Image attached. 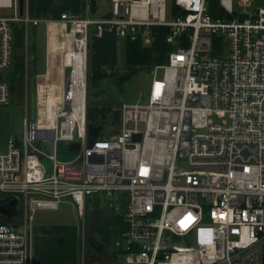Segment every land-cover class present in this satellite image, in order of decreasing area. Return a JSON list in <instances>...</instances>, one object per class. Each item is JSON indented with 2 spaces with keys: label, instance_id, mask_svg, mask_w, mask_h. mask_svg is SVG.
I'll use <instances>...</instances> for the list:
<instances>
[{
  "label": "built area",
  "instance_id": "obj_1",
  "mask_svg": "<svg viewBox=\"0 0 264 264\" xmlns=\"http://www.w3.org/2000/svg\"><path fill=\"white\" fill-rule=\"evenodd\" d=\"M110 1L102 18L60 15L65 45L49 54L61 76L54 85L36 73L37 113L0 149V200L17 196L21 205L17 228L0 220V264H31L38 209L68 199L83 219L86 199L99 192L125 198L118 264H264V2L250 10L252 0H217L212 16L207 0H169L168 19V0ZM20 21L29 20L0 15L4 108L11 88L3 72ZM90 26L99 37L177 44L152 70L146 100L117 105V129L100 137L102 126L91 144ZM213 40L223 53H214ZM70 141L76 156L57 158L58 145Z\"/></svg>",
  "mask_w": 264,
  "mask_h": 264
},
{
  "label": "rangeland",
  "instance_id": "obj_2",
  "mask_svg": "<svg viewBox=\"0 0 264 264\" xmlns=\"http://www.w3.org/2000/svg\"><path fill=\"white\" fill-rule=\"evenodd\" d=\"M234 4L236 0H233ZM97 10L95 14L91 13V17L100 18L104 13L108 14L111 11L112 5L110 0H97ZM264 0H252V5L249 9H253L256 5H262ZM238 11L240 7L235 6ZM10 10H0V13L9 14ZM167 18L169 17V0L167 8ZM92 27V26H90ZM93 28V27H92ZM69 30V28L67 27ZM156 36V35H155ZM187 37V34H186ZM120 39V38H119ZM177 39V38H176ZM22 42V44H21ZM18 45L19 47L14 49L13 61H15V54L18 53L16 63L22 64L25 52L32 48L35 43V36L29 27L27 40L23 38ZM93 30L89 29L88 34V46H87V92H88V103H87V119L88 121H98L102 126V132L99 135H109V132H113L117 129L119 124V108L117 105H103V104H91L90 100L98 93V90L102 84L103 80H97V74L99 73L100 63L98 61V44ZM122 40L117 43V64L125 65L128 67V79L124 80L121 84L111 81L109 86L116 91L121 102H135L137 100L145 101L148 89V84L151 79V72L156 67V63L166 64L168 50L172 46L177 44H169L164 41V39L157 38L155 40L150 39L148 43H144L141 39L138 40H128V58L120 47ZM213 47L215 49V54L217 50L219 53H223L221 47H218L213 40ZM19 51V52H17ZM157 52L162 54L156 58ZM156 58V59H155ZM34 63V62H33ZM35 65V63H34ZM21 66V65H20ZM11 66L3 72V76L7 77V74L11 71ZM162 69H157V74L160 76ZM36 71L34 69H25L21 77L18 78V82L12 84V90L9 93V103L5 105V109L8 113V132L11 137L21 138L23 134V124L22 119L25 115L29 118H34L35 113H37L36 104ZM53 84H56L58 80H50ZM107 84V83H106ZM77 152L68 150L65 146L58 145L56 150L57 158L61 160L73 159ZM42 162L44 164V169L51 172V161L49 159L43 158ZM92 201L86 206V211H97L99 213L100 222L105 220L114 224L115 230L118 232L124 227L122 223V215L125 206V198L120 192H115L111 196H106L105 194L99 192L92 196ZM96 200L97 202H95ZM108 200L112 204L108 205ZM45 219L51 221L55 224H60L66 228L65 242L68 239L67 234H74V241H77V257L79 258V264H81L82 255L84 258L83 264H118L119 258L117 253L116 241L119 240L116 237H112V242L106 244L101 251L94 250L92 246L86 241L87 233L82 232L80 236V241L78 242V233L83 231L82 219L77 215L75 207L68 204H59L57 209H45ZM36 212L34 220L35 222L38 217ZM85 223L83 225H88L90 218L85 214ZM15 220H20L19 215H14ZM96 236V235H95ZM98 237V236H97ZM117 239V240H116ZM115 255L112 261L105 259L104 255ZM117 256V257H116Z\"/></svg>",
  "mask_w": 264,
  "mask_h": 264
},
{
  "label": "crops",
  "instance_id": "obj_3",
  "mask_svg": "<svg viewBox=\"0 0 264 264\" xmlns=\"http://www.w3.org/2000/svg\"><path fill=\"white\" fill-rule=\"evenodd\" d=\"M96 1H95V9L94 11H91L90 0H24V8L22 15L18 13L17 0H5V3H3L4 5L0 6V10L3 11L8 9L10 10L9 14L0 13V15L12 16L16 12V14H18L21 18L26 17L29 20L28 23H25L24 21L17 22L19 26H23V38L26 40L28 38L29 27L35 36V26L37 24L35 25L30 23L31 20H37L38 23L42 21L46 22L47 25L46 70L42 75L38 77L39 80H45V79L57 80L58 76H60L59 61L54 58L55 56L50 55L53 51L56 52L61 51L65 45L64 35L67 29V25L63 23V21L60 19V15L62 13H67V14L76 15L78 17L87 16L91 19H97L95 17H91V13L95 14L97 10ZM8 3H11V6H8ZM15 4H16V9L14 10ZM106 15L107 14L104 13L100 18L105 17ZM89 29L93 30V34H94V28L90 27ZM95 38L98 41L97 51H98V61L100 63V67H99L100 71L96 76L97 80H108L107 77L128 78V67H126L125 65L117 64V43L119 42V40H122L120 47L122 48V51L125 53L126 57L128 58V39L123 37L121 38L116 37V45H115L116 63L103 64L101 62V37L95 35ZM157 38H160L162 40L160 36H156L154 40ZM33 46L35 49V43ZM18 47L19 46L13 47V55H14V49ZM24 52L26 54V51ZM17 54L18 53H16L14 57L15 61L17 60L18 57ZM161 54H162L161 52H157L156 58L159 57ZM159 63L160 62H157L155 66L161 65ZM44 74H46V76ZM86 80H87V71H86ZM109 88L111 87L110 86L107 87L106 91ZM111 89L113 90V88ZM106 91H103L102 92L103 94L92 97L91 99H94L96 97H103ZM87 101H88V96H87ZM89 122L99 123L98 121H91V120ZM92 200L93 198L88 197L86 199V206H88L89 202ZM94 201L97 202L96 200ZM110 202L111 201L108 200L107 202L108 205L111 204ZM61 203L68 204L71 206L73 205L68 199H65L64 201L60 202V204ZM38 210H40V212L38 213V217L35 220V222L31 224V236H32L31 264H79V258L77 257L78 254L77 241L76 240L74 241V234L72 233L67 234L69 237L65 242L66 228L61 226L60 224H55L52 223L51 221H47L45 219V215H43L45 214V212L43 211L45 209H38ZM19 212L16 213L15 215H18ZM36 212L34 216L36 215ZM85 214H87L90 220L88 225L86 226L83 225V223H85L84 220L86 216L82 219L83 231H81V233L80 232L78 233V238H77L78 242L80 241V236H82V232H83L88 234L86 237V241L88 237L93 236L97 241L104 244L105 247L106 244H110L112 242L111 240L112 237H116V235H118L116 237L118 239L120 233H122L125 230V226L124 227L121 226L122 230L118 232L117 230H115L114 224H110V222H107L106 220L102 223H99L100 222L99 213L95 210L88 212L85 211ZM15 221L17 222V220H15L13 216L11 223L15 224L16 223ZM104 256L106 260H108L109 258V261H112L115 258V255L110 256L106 254ZM80 262L81 264H83L84 262L83 255H82V260ZM106 264H110V263L106 262Z\"/></svg>",
  "mask_w": 264,
  "mask_h": 264
},
{
  "label": "water",
  "instance_id": "obj_4",
  "mask_svg": "<svg viewBox=\"0 0 264 264\" xmlns=\"http://www.w3.org/2000/svg\"><path fill=\"white\" fill-rule=\"evenodd\" d=\"M95 1L90 0L91 11L95 9ZM18 13L23 14L24 0H17ZM244 15H241L242 18ZM35 53H36V66L35 71L37 74H43L46 70V45H47V25L46 22H39L35 26ZM91 104L103 105H120L121 100L117 97L116 92L109 88L103 97H96L90 100ZM8 113L6 109L0 105V149H5L8 143ZM102 129L100 123L93 122L87 123L88 143L91 144L97 137ZM139 139V134L134 136ZM65 147L70 150H77L78 143L74 141L66 142ZM20 202L17 196H10L0 200V219L3 218L4 222L11 223L12 217L20 211ZM12 224V223H11ZM13 228H17L16 224H12ZM87 242L95 250H101L103 244L97 241L93 236L88 237Z\"/></svg>",
  "mask_w": 264,
  "mask_h": 264
},
{
  "label": "trees",
  "instance_id": "obj_5",
  "mask_svg": "<svg viewBox=\"0 0 264 264\" xmlns=\"http://www.w3.org/2000/svg\"><path fill=\"white\" fill-rule=\"evenodd\" d=\"M208 12L212 16H216L215 8L217 6V0H207ZM12 34H13V47L19 46L18 44L23 41V26H19L17 22L12 24ZM22 44V42H21ZM116 36L113 34L103 32L101 36V62L103 64H114L116 63ZM21 65V66H20ZM18 64L15 61H12L11 71L7 74V80L10 84V88L12 90V84L18 82V78L22 76L24 73V66L22 64ZM108 80H103L102 84L98 90V93L94 95L98 96L103 94V91H106V88L109 87L111 81H115L118 84H121L124 80L128 78L116 77V78H108ZM107 83V84H106ZM107 86V87H106ZM104 88V89H103ZM88 96V95H87ZM88 103V101H87Z\"/></svg>",
  "mask_w": 264,
  "mask_h": 264
},
{
  "label": "flooded vegetation",
  "instance_id": "obj_6",
  "mask_svg": "<svg viewBox=\"0 0 264 264\" xmlns=\"http://www.w3.org/2000/svg\"><path fill=\"white\" fill-rule=\"evenodd\" d=\"M33 62L35 63V65H34ZM22 63H23V66H24V71H25V69H29V68L30 69H32V68L34 69V67L36 66V53H35L34 46L32 48H30V49L27 48L26 54L24 56V59H23ZM1 220H3V218ZM103 248H104V244L102 246V249ZM101 250H97V251H101Z\"/></svg>",
  "mask_w": 264,
  "mask_h": 264
},
{
  "label": "bare ground",
  "instance_id": "obj_7",
  "mask_svg": "<svg viewBox=\"0 0 264 264\" xmlns=\"http://www.w3.org/2000/svg\"><path fill=\"white\" fill-rule=\"evenodd\" d=\"M61 71H62V70H61V68H60V76H61Z\"/></svg>",
  "mask_w": 264,
  "mask_h": 264
}]
</instances>
